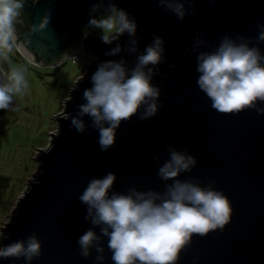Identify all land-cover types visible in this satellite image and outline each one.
<instances>
[{"label":"water","instance_id":"water-1","mask_svg":"<svg viewBox=\"0 0 264 264\" xmlns=\"http://www.w3.org/2000/svg\"><path fill=\"white\" fill-rule=\"evenodd\" d=\"M94 2L26 3L14 24L17 43L27 41L19 52L34 64L59 68L82 46L96 60L78 79L63 113L53 116L58 129L51 133L46 149L38 148L37 169L10 220L1 226L0 249L37 233L42 255L33 264H94L95 251L85 259L77 245L78 238L92 227L85 221L86 207L78 199L88 181L112 172L117 177L115 191L125 192L133 185L141 191H163L157 172L172 146L197 160V166L180 179L195 177L203 186L212 183L228 197L233 209L223 230L194 235L181 251L178 264H264V116L254 109L239 113L213 110L210 99L197 86L196 54L189 51L198 34L207 42L201 51L213 50L224 36H243L255 42L257 25L264 23V0H191L193 8L183 21L162 10L158 0H114L137 21L139 50L151 44L155 34L165 42V56L152 81L161 93L157 115L141 120L137 114L122 121L108 151L100 149L98 131L88 126L78 133L71 119L63 116L65 112L75 116L78 106L85 103L83 92L92 86L91 76L100 62L124 58L129 65L134 63L135 57L123 52L106 56L109 46L93 35V29L85 30ZM45 10L56 11L52 28L29 35ZM127 40L125 35L120 43L126 46ZM259 47L264 50V44ZM5 111L0 110V118ZM84 120L90 125L88 117ZM104 247L106 264H113L106 239ZM0 264L24 261L0 259Z\"/></svg>","mask_w":264,"mask_h":264},{"label":"clouds","instance_id":"clouds-1","mask_svg":"<svg viewBox=\"0 0 264 264\" xmlns=\"http://www.w3.org/2000/svg\"><path fill=\"white\" fill-rule=\"evenodd\" d=\"M26 3L35 6L38 0H0V55L5 60L7 53L27 44L17 43L14 29ZM158 5L180 21L193 8L191 0H158ZM88 15L89 28L109 46L106 56L116 57L123 52L135 57L131 65L124 58L100 62L91 76L92 86L83 92L85 103L78 106L75 116L66 112L63 115L71 119L78 133H84L88 126L98 131L100 149L108 151L116 142L122 121L137 114L141 120L157 115L161 93L152 81L164 60L165 42L154 34L152 43L141 52L137 21L114 0H95ZM55 18V10H45L29 35L51 29ZM257 28L255 42L243 36H224L213 50L201 51L207 42L198 34L189 50L196 54L197 86L219 113L254 109L264 116V50L259 47L264 44V23ZM125 35L126 46L120 43ZM27 63L38 66L31 59ZM26 72L25 67L16 66L0 72V110L20 111L14 101L29 88ZM78 82L65 95V107ZM85 117L90 125H86ZM168 152L169 158L157 172L163 191H141L134 185L125 192L115 191L117 177L112 172L88 181L78 197L86 207L84 219L92 226L77 240L83 258L91 257L94 250V264H106V239L113 264H178L181 251L191 244L194 235L206 236L230 223L233 209L223 191L212 183L203 186L195 177L180 179L197 166L196 158L172 146ZM41 255L42 241L37 233L0 249V259H23L24 264H33Z\"/></svg>","mask_w":264,"mask_h":264},{"label":"rangeland","instance_id":"rangeland-1","mask_svg":"<svg viewBox=\"0 0 264 264\" xmlns=\"http://www.w3.org/2000/svg\"><path fill=\"white\" fill-rule=\"evenodd\" d=\"M91 63L86 53L80 61L69 60L59 68L28 64L15 49L7 53L6 60L0 55L1 71L7 72L11 66L25 67L29 84L25 93L15 98L20 111H5L0 118V236L1 226L10 220L37 169L39 149L49 146L51 133L58 129L53 116L63 113L65 95Z\"/></svg>","mask_w":264,"mask_h":264},{"label":"built area","instance_id":"built-area-1","mask_svg":"<svg viewBox=\"0 0 264 264\" xmlns=\"http://www.w3.org/2000/svg\"><path fill=\"white\" fill-rule=\"evenodd\" d=\"M85 53L87 54L88 57L92 58V63L96 60V56L93 55L92 53L85 52L84 47L82 46V47L76 49L66 60L63 61V63L67 62L69 60H71L72 62L76 63V62L80 61L83 58V55Z\"/></svg>","mask_w":264,"mask_h":264},{"label":"trees","instance_id":"trees-1","mask_svg":"<svg viewBox=\"0 0 264 264\" xmlns=\"http://www.w3.org/2000/svg\"><path fill=\"white\" fill-rule=\"evenodd\" d=\"M88 29H89V27H87L85 30H88ZM96 33H97V32L94 31L93 35H94V36H97V38L99 39V37H98V35H97ZM87 47H88V46H87ZM0 72H1V67H0ZM4 72H5V71H4ZM80 78H81V77H80ZM80 78H79V79H80ZM37 156H38V155H37Z\"/></svg>","mask_w":264,"mask_h":264}]
</instances>
